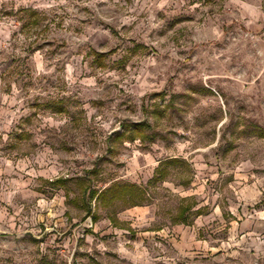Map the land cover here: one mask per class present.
Instances as JSON below:
<instances>
[{"label": "rangeland", "instance_id": "1", "mask_svg": "<svg viewBox=\"0 0 264 264\" xmlns=\"http://www.w3.org/2000/svg\"><path fill=\"white\" fill-rule=\"evenodd\" d=\"M262 133L264 0H0V264H264Z\"/></svg>", "mask_w": 264, "mask_h": 264}, {"label": "trees", "instance_id": "2", "mask_svg": "<svg viewBox=\"0 0 264 264\" xmlns=\"http://www.w3.org/2000/svg\"><path fill=\"white\" fill-rule=\"evenodd\" d=\"M95 55L97 60L104 56L103 53L98 52H95ZM144 126V122L135 123L131 126V130L134 133L133 138L134 136H143ZM262 135L264 136V133H262ZM117 136H120V134ZM178 162L179 160L177 158H168L160 161L149 181L155 182L161 180L167 175V165L176 164ZM53 182L58 185L65 184V180L62 178H57ZM84 192H87V196L89 197V202L86 204L85 215L87 217L89 216L92 222H96L99 217L94 211H91V200H94V204L96 205V203L106 204L116 199H121L130 206L142 205L149 200L142 187L130 182H115L100 191L90 190L86 187ZM188 209L187 206H180L175 221L186 224L184 216Z\"/></svg>", "mask_w": 264, "mask_h": 264}, {"label": "crops", "instance_id": "3", "mask_svg": "<svg viewBox=\"0 0 264 264\" xmlns=\"http://www.w3.org/2000/svg\"><path fill=\"white\" fill-rule=\"evenodd\" d=\"M170 158H174V157H170ZM165 159H168V158H165ZM165 159H163V160H165ZM162 161V160H161ZM159 165V164H158ZM157 165V166H158ZM170 165V164H169ZM168 166V165H167ZM155 170V169H154ZM154 173V172H153ZM152 177V176H151ZM163 179V178H162ZM150 180V179H149ZM131 183V182H130ZM135 184V183H134ZM137 185V184H136ZM139 186V185H138ZM141 187V186H140ZM143 188V187H142ZM144 189V188H143ZM145 190V189H144ZM145 192H146V190H145ZM146 195H147V193H146ZM145 204V203H144ZM144 204H142V205H144ZM142 205H136V206H142Z\"/></svg>", "mask_w": 264, "mask_h": 264}]
</instances>
